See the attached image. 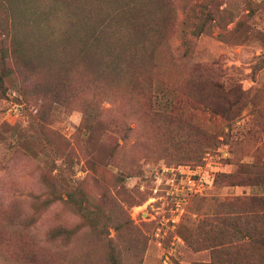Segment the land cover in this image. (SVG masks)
Here are the masks:
<instances>
[{"label":"rangeland","instance_id":"obj_1","mask_svg":"<svg viewBox=\"0 0 264 264\" xmlns=\"http://www.w3.org/2000/svg\"><path fill=\"white\" fill-rule=\"evenodd\" d=\"M0 79V264H264V0H0Z\"/></svg>","mask_w":264,"mask_h":264},{"label":"trees","instance_id":"obj_2","mask_svg":"<svg viewBox=\"0 0 264 264\" xmlns=\"http://www.w3.org/2000/svg\"><path fill=\"white\" fill-rule=\"evenodd\" d=\"M9 56H3L1 59V64L3 68H6L8 66ZM8 76V75H6ZM2 82L3 79H0ZM223 178H228L231 175L230 174H220ZM241 186H244L245 184H240ZM248 186H253L254 184H247ZM236 202L239 203L240 207L243 208V211L237 212L238 216L241 217L242 215H249L250 213H257L258 215L264 216V206L261 204H264V195L260 196H252V197H238L236 198ZM248 204H247V203ZM247 213V214H246ZM61 235V232L58 234ZM240 239H246L244 236ZM250 242L256 246L259 250H264V235H260L257 237H251L248 238Z\"/></svg>","mask_w":264,"mask_h":264},{"label":"built area","instance_id":"obj_3","mask_svg":"<svg viewBox=\"0 0 264 264\" xmlns=\"http://www.w3.org/2000/svg\"><path fill=\"white\" fill-rule=\"evenodd\" d=\"M191 186L188 188L187 193L188 194H194V193H198L201 191V179L200 180H192L191 181Z\"/></svg>","mask_w":264,"mask_h":264},{"label":"crops","instance_id":"obj_4","mask_svg":"<svg viewBox=\"0 0 264 264\" xmlns=\"http://www.w3.org/2000/svg\"><path fill=\"white\" fill-rule=\"evenodd\" d=\"M234 189V194L236 195V196H239V195H248L247 193H244V190L246 189L245 187H243V188H241V187H233ZM241 189V190H240ZM232 190V191H233ZM228 191V190H227ZM253 192H254V190H252ZM254 194H256V193H254ZM257 195H258V192H257ZM261 195H264V194H261Z\"/></svg>","mask_w":264,"mask_h":264}]
</instances>
